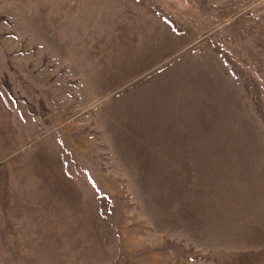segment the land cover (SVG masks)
<instances>
[{
    "label": "rangeland",
    "instance_id": "obj_1",
    "mask_svg": "<svg viewBox=\"0 0 264 264\" xmlns=\"http://www.w3.org/2000/svg\"><path fill=\"white\" fill-rule=\"evenodd\" d=\"M0 264H264V0H0Z\"/></svg>",
    "mask_w": 264,
    "mask_h": 264
}]
</instances>
